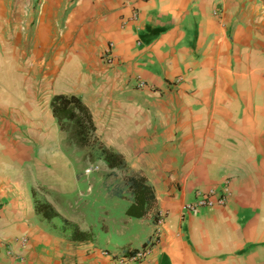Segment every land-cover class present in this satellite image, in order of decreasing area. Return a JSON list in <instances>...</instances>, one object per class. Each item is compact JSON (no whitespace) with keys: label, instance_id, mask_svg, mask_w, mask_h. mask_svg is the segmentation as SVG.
Segmentation results:
<instances>
[{"label":"crops","instance_id":"0c3cea01","mask_svg":"<svg viewBox=\"0 0 264 264\" xmlns=\"http://www.w3.org/2000/svg\"><path fill=\"white\" fill-rule=\"evenodd\" d=\"M59 96L88 107L130 173L74 177ZM130 174L150 187L140 217ZM226 184L224 206L186 208ZM158 212L137 264H264V0H0V264H113Z\"/></svg>","mask_w":264,"mask_h":264},{"label":"trees","instance_id":"16d2710c","mask_svg":"<svg viewBox=\"0 0 264 264\" xmlns=\"http://www.w3.org/2000/svg\"><path fill=\"white\" fill-rule=\"evenodd\" d=\"M53 115L66 133L67 144L76 149H87V158L93 161H101L110 170L126 167L121 154L106 148L100 143L96 136V127L88 107L79 98L54 97L51 102ZM127 188L130 191L133 203L126 209L130 217H140L144 214L143 207L149 201L150 187L144 184V179L134 174L126 178ZM34 212L44 220H52L58 215L51 206L41 200L33 201ZM72 228L70 234L72 240H84L86 234L80 232L76 227Z\"/></svg>","mask_w":264,"mask_h":264},{"label":"built area","instance_id":"2783aa9c","mask_svg":"<svg viewBox=\"0 0 264 264\" xmlns=\"http://www.w3.org/2000/svg\"><path fill=\"white\" fill-rule=\"evenodd\" d=\"M126 2H130L131 0H125ZM136 18V15L133 14L131 19L134 20ZM139 46V43H137ZM103 58L107 63H112L114 60L113 58V44L110 43L108 47L104 50ZM138 88L144 87V84L142 82L137 83ZM101 164H103L101 161L94 162L92 164H89L86 166L83 170L84 176H90L98 171H100ZM231 197V191L228 187V185H224L221 189H210L206 192H198L196 199L188 203L186 205V208L190 211H196L199 209H212L215 207H221L224 206L228 200ZM158 215L156 216V225L154 230L153 238L146 244L144 248H141L139 250H136L130 254L127 255H121L117 257H112L109 255V253L104 252L103 255L109 257L113 264H137L141 263L142 261L148 259V257L151 254L152 247L157 243L161 226L164 223L165 220V214L162 212H158ZM13 245H17L21 248L25 247L28 244V240L25 237L17 238L12 242ZM8 256L16 255L11 251V248L7 249ZM17 256V255H16Z\"/></svg>","mask_w":264,"mask_h":264},{"label":"rangeland","instance_id":"374dc122","mask_svg":"<svg viewBox=\"0 0 264 264\" xmlns=\"http://www.w3.org/2000/svg\"><path fill=\"white\" fill-rule=\"evenodd\" d=\"M63 131V130H62ZM64 132V131H63ZM65 133V132H64ZM66 134V133H65ZM96 136V134H95ZM66 139H67V136H66ZM100 142V141H99ZM101 143V142H100ZM71 148H74V147H71L67 144V141H66V144H65V149H71ZM75 150H78L79 152L78 153H73L70 151L69 154L71 156V159H70V162L72 161L71 163V168H72V172L74 173V177H79L78 181H86L87 180V183H89V180L94 176V175H90V176H84L83 175V170L86 166H88L89 164H92L94 163L95 161L93 160H90L87 158V153L88 151H90L89 148L87 149H76L74 148ZM97 162V161H96ZM113 173L115 175H119V176H123L125 175L126 173H130V171H127V168L124 167L122 169H114V170H110L106 165L104 164H101V168H100V171L96 172V174H100V173ZM95 174V175H96ZM37 190L39 193H42L44 196H47L48 195V190L44 189L41 185H37ZM97 234L100 235V237H103V230H102V226L99 224L98 228H97Z\"/></svg>","mask_w":264,"mask_h":264}]
</instances>
